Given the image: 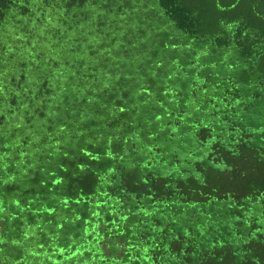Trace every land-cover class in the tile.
Instances as JSON below:
<instances>
[{"label":"trees","instance_id":"obj_1","mask_svg":"<svg viewBox=\"0 0 264 264\" xmlns=\"http://www.w3.org/2000/svg\"><path fill=\"white\" fill-rule=\"evenodd\" d=\"M0 264H264V0H0Z\"/></svg>","mask_w":264,"mask_h":264}]
</instances>
